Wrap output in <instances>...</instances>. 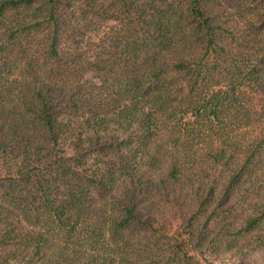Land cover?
I'll return each mask as SVG.
<instances>
[{
	"label": "trees",
	"instance_id": "trees-1",
	"mask_svg": "<svg viewBox=\"0 0 264 264\" xmlns=\"http://www.w3.org/2000/svg\"><path fill=\"white\" fill-rule=\"evenodd\" d=\"M264 264V0H0V264Z\"/></svg>",
	"mask_w": 264,
	"mask_h": 264
},
{
	"label": "rangeland",
	"instance_id": "rangeland-1",
	"mask_svg": "<svg viewBox=\"0 0 264 264\" xmlns=\"http://www.w3.org/2000/svg\"><path fill=\"white\" fill-rule=\"evenodd\" d=\"M258 263H259V259L257 257L250 258L248 260V264H258Z\"/></svg>",
	"mask_w": 264,
	"mask_h": 264
}]
</instances>
